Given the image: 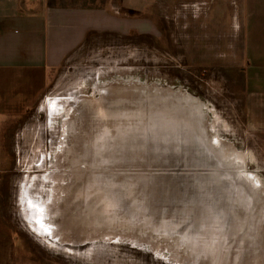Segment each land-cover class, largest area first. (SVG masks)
<instances>
[{"label": "rangeland", "instance_id": "rangeland-1", "mask_svg": "<svg viewBox=\"0 0 264 264\" xmlns=\"http://www.w3.org/2000/svg\"><path fill=\"white\" fill-rule=\"evenodd\" d=\"M113 6L143 32L91 34L0 154L17 254L32 264H253L254 254L264 264L247 0Z\"/></svg>", "mask_w": 264, "mask_h": 264}, {"label": "crops", "instance_id": "crops-1", "mask_svg": "<svg viewBox=\"0 0 264 264\" xmlns=\"http://www.w3.org/2000/svg\"><path fill=\"white\" fill-rule=\"evenodd\" d=\"M116 10L113 0H0V154L11 150V131L42 101L55 70L91 34L143 32ZM247 24L248 116L264 122V0H247ZM0 264H32L17 254L1 204Z\"/></svg>", "mask_w": 264, "mask_h": 264}, {"label": "bare ground", "instance_id": "bare-ground-1", "mask_svg": "<svg viewBox=\"0 0 264 264\" xmlns=\"http://www.w3.org/2000/svg\"><path fill=\"white\" fill-rule=\"evenodd\" d=\"M192 72V71H191ZM86 85V84H85ZM205 98V97H204ZM87 121V120H86ZM79 123V122H78ZM87 123V122H86ZM80 124V123H79ZM68 124H66V127L68 128ZM83 128V130H84V127H82ZM69 130V134L70 135H73V136H75V138L73 137V138H69L68 140H69V142L71 143V144H76L78 147L82 144V141L81 140H79V139H77L76 138V134H75V132L73 131L74 130V128H70V129H68ZM75 134V135H74ZM85 140H87V137H86V135H85ZM82 140L83 141H85L84 140V138H82ZM242 148V147H241ZM244 148V147H243ZM123 156L124 157H126V158H128V157H131L130 155H128L127 153H124L123 154ZM63 160H66V158L65 159H63ZM71 166H73V167H76L75 166V164L74 163H72L71 164ZM37 206V205H36ZM38 212H39V215H40V217L42 218L43 216H45V215H47L46 213L47 212H44V211H42V209H40V208H38ZM42 214V215H41ZM240 227H234V229L235 230H238ZM45 235V234H44ZM254 262H253V264H261V263H259V261H257V259H255V257H254V254H252V258H251Z\"/></svg>", "mask_w": 264, "mask_h": 264}]
</instances>
